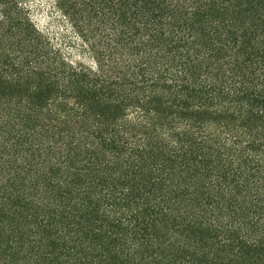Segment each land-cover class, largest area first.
<instances>
[{
    "label": "trees",
    "instance_id": "trees-1",
    "mask_svg": "<svg viewBox=\"0 0 264 264\" xmlns=\"http://www.w3.org/2000/svg\"><path fill=\"white\" fill-rule=\"evenodd\" d=\"M93 59L0 0V264H264V0H52Z\"/></svg>",
    "mask_w": 264,
    "mask_h": 264
},
{
    "label": "rangeland",
    "instance_id": "rangeland-1",
    "mask_svg": "<svg viewBox=\"0 0 264 264\" xmlns=\"http://www.w3.org/2000/svg\"><path fill=\"white\" fill-rule=\"evenodd\" d=\"M30 8L34 21L39 28L45 30L55 38L63 51L74 60L93 64L89 51L82 47V43L74 33L70 24L57 11L52 0H25Z\"/></svg>",
    "mask_w": 264,
    "mask_h": 264
}]
</instances>
